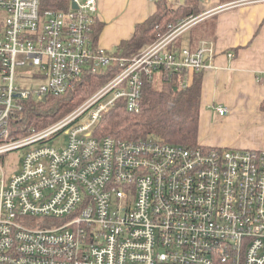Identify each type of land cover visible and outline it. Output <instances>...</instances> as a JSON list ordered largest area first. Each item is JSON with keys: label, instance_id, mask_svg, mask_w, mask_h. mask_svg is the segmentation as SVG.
<instances>
[{"label": "built area", "instance_id": "obj_1", "mask_svg": "<svg viewBox=\"0 0 264 264\" xmlns=\"http://www.w3.org/2000/svg\"><path fill=\"white\" fill-rule=\"evenodd\" d=\"M98 4L69 0L63 11L0 0V264H264V151L97 134L119 100L138 112L143 88L161 73L213 67V43L177 45L205 14L170 24L123 58L91 41ZM113 70L71 114L17 136L13 123L33 98ZM27 79L39 85L18 84ZM22 148L8 173L3 159Z\"/></svg>", "mask_w": 264, "mask_h": 264}, {"label": "crops", "instance_id": "obj_2", "mask_svg": "<svg viewBox=\"0 0 264 264\" xmlns=\"http://www.w3.org/2000/svg\"><path fill=\"white\" fill-rule=\"evenodd\" d=\"M207 3L200 4L202 11H210L207 18L177 41L179 47L191 49L202 41L214 44L213 67L201 73L199 143L264 151V2L238 6H227L223 0ZM98 5L97 18L104 23L98 45L107 50L130 39L136 24L150 16L143 12L127 26L118 17L122 0H99ZM192 77L189 73V82ZM218 107H226L228 113L220 116Z\"/></svg>", "mask_w": 264, "mask_h": 264}, {"label": "trees", "instance_id": "obj_3", "mask_svg": "<svg viewBox=\"0 0 264 264\" xmlns=\"http://www.w3.org/2000/svg\"><path fill=\"white\" fill-rule=\"evenodd\" d=\"M200 0H186L184 4L170 7L166 0H155L156 9L143 22L136 24L133 36L123 41L114 54L132 58L151 44L158 32L165 31L170 24L191 15L200 9ZM69 0H41L42 10L67 11ZM104 27L98 18L91 27V41L98 47V39ZM179 42H177V45ZM89 74L73 90L62 96L48 95L45 100H31L21 113L22 120L13 124L23 136L30 128L41 129L59 120L76 104L103 86L114 74ZM202 72L193 73L192 80L185 85L187 71L179 70L167 76L161 73L162 86L153 87L149 82L142 91L138 112H129L124 100H119L105 114L97 126V134L111 135L118 140L155 138L162 142L185 147L199 143V117L202 92ZM84 85V86H83ZM68 101V103H67ZM73 101V103H72ZM76 104V105H77ZM69 106V107H68Z\"/></svg>", "mask_w": 264, "mask_h": 264}, {"label": "rangeland", "instance_id": "obj_4", "mask_svg": "<svg viewBox=\"0 0 264 264\" xmlns=\"http://www.w3.org/2000/svg\"><path fill=\"white\" fill-rule=\"evenodd\" d=\"M185 1H184V3H185ZM236 1L237 0H223V3L230 4V3H234ZM209 2H210V0H209ZM166 3L170 7H175V6L177 7V5H178V4L168 3L167 1H166ZM199 3L200 4H203L204 3V5L206 4L205 0H200ZM181 4H182V2H181ZM155 9H156V4H155L154 0H122V7L120 9V12L118 13V15H119L118 17L121 18V22H123L122 23L123 25H127V26L130 25L131 26L132 23H133V21L136 18H138L143 12L145 14L144 16H149V15H152L154 13ZM209 13H210V11H204V10L202 11L201 8H200L199 11L194 12L191 15H188V16H186L184 18H180V19H186V18H188L190 16L197 17V16L203 15V14H205L204 15V18H203V19H205V18H207V16H208ZM194 26H192L190 29H193ZM194 31H196V30H194ZM188 35L189 34L187 33L184 36V39L183 40H185ZM208 42L213 43L212 41H208ZM112 50H115V48H112ZM18 84H20V86L23 87V88H25V89H31L33 87L38 86L39 85V81L27 79V80L19 81ZM152 84H153V87L160 88L162 86L161 77H157V78L155 77L154 78V81L152 82ZM101 87L96 88L91 94L87 95V97H81V98H86V99L82 100L78 104H77V101L78 100H76V104L77 105L75 104L74 107L71 109V111L70 112H67L59 120H61L65 116L71 114L73 111H75L83 103H85L87 100H89L90 99L89 97H91ZM32 100L39 101L41 99L33 98ZM67 103H68V101H67ZM72 103H73V101H72ZM59 120H57L56 122H58ZM56 122H54V123H56ZM54 143H56L57 145H59L60 140H54ZM198 147H204V148H206L208 146L202 145L200 143H198V145H196V146H189V148H198ZM221 148H223V147H221ZM25 151H26V148H22V149L16 150V151L10 153L6 158H4L3 159V162L1 161L2 164H3V166H4V168H5V170L8 173H10V170L12 168L14 169L13 172H15L17 170V168L19 166V163L21 161V158L24 155ZM44 225L48 227L51 224L48 223V222H45Z\"/></svg>", "mask_w": 264, "mask_h": 264}, {"label": "water", "instance_id": "obj_5", "mask_svg": "<svg viewBox=\"0 0 264 264\" xmlns=\"http://www.w3.org/2000/svg\"><path fill=\"white\" fill-rule=\"evenodd\" d=\"M184 1H185V0H182V4H184ZM72 7H76V5L73 4ZM43 100H45V98H44Z\"/></svg>", "mask_w": 264, "mask_h": 264}, {"label": "bare ground", "instance_id": "obj_6", "mask_svg": "<svg viewBox=\"0 0 264 264\" xmlns=\"http://www.w3.org/2000/svg\"><path fill=\"white\" fill-rule=\"evenodd\" d=\"M105 49V48H104ZM107 50V49H106ZM108 51H110V52H115V50H108Z\"/></svg>", "mask_w": 264, "mask_h": 264}]
</instances>
